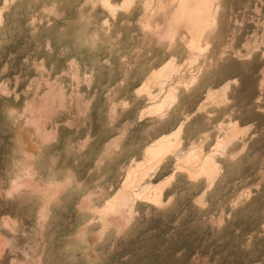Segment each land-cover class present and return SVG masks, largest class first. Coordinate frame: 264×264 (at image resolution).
I'll list each match as a JSON object with an SVG mask.
<instances>
[{"label":"rangeland","instance_id":"374dc122","mask_svg":"<svg viewBox=\"0 0 264 264\" xmlns=\"http://www.w3.org/2000/svg\"><path fill=\"white\" fill-rule=\"evenodd\" d=\"M124 1L108 0L107 7L101 0H0V90L4 93L0 97V189L29 178L50 195L47 230L43 227L36 234L31 227L39 211L37 200L43 196L38 193L23 197L12 212L1 213L0 221L9 218L7 223H15L18 237L31 236L30 242L17 237L18 248L43 264H145L147 259L151 264L152 258L155 264H168L173 257V264H264V0H218L214 26L201 25L199 52L190 55L183 42L171 41L168 35L167 0L160 2L161 7L153 2L146 12L144 0ZM219 30L221 38L213 40ZM169 60L178 73L177 82L171 78L168 84L179 85L176 104L170 101L161 109L172 115L171 125L161 129L154 110L148 111L145 104V92L156 93L158 87L147 85L146 78ZM219 65L226 70L220 81H230L229 88L219 106L203 104L208 88L220 89L221 83L209 85ZM193 91L196 95L189 96ZM181 120L185 126L178 136L180 148L192 141L199 144L202 139L197 135L207 137L210 130L215 136L203 142L216 152L215 159L221 156L213 150L220 138H215L210 125H233L237 131L236 142L227 143L209 188L178 185L171 216L160 220L137 212L128 217L119 214L115 227L105 214L99 216L101 204L93 215L86 212L96 198L119 191L128 172L147 166L145 146ZM173 182L162 181V186ZM101 223L104 230L96 228ZM134 226L137 230H130ZM32 232H42L44 238L35 239ZM6 239L0 227V264ZM172 240L179 243L175 246ZM40 243L46 248L42 253ZM20 250L12 253L13 258L20 256ZM8 258L5 264L12 257Z\"/></svg>","mask_w":264,"mask_h":264},{"label":"bare ground","instance_id":"6f19581e","mask_svg":"<svg viewBox=\"0 0 264 264\" xmlns=\"http://www.w3.org/2000/svg\"><path fill=\"white\" fill-rule=\"evenodd\" d=\"M126 1V0H125ZM124 1V2H125ZM133 0H130L129 2L131 3ZM161 1L163 0H144L143 1V12H146L147 9L149 8V5L152 4L153 2L156 4L157 7H161ZM233 1V0H232ZM5 2V1H4ZM7 2V0H6ZM220 2H223V1H220ZM2 3H3V0H2ZM8 3V2H7ZM101 3L105 6H109L108 4V0H101ZM127 3V2H126ZM125 3V4H126ZM6 4V3H5ZM124 4V5H125ZM217 4V5H216ZM9 5V4H8ZM167 5L168 7L170 8L169 10V13L167 14V16L165 17V21L164 23L167 25V32H168V35L171 36V41H176L178 43H182L183 47L185 48V50L188 52V54H192L194 51H198L199 52V48L197 46L198 44V40L201 36V28H202V24H206V26H214L215 24V21H216V18H215V15H216V11L218 9V0H167ZM11 6V5H10ZM18 6V4H17ZM2 7V6H1ZM111 7V6H110ZM109 7V8H110ZM141 7V6H140ZM112 8V7H111ZM121 8V7H120ZM9 9V8H8ZM7 9V10H8ZM103 9V8H102ZM116 9V8H115ZM104 10V9H103ZM108 10V9H107ZM114 10V9H113ZM4 11V10H3ZM9 11V10H8ZM163 11V10H162ZM6 12V11H5ZM11 12V11H9ZM200 13H203V15H201ZM1 8H0V21H1ZM111 14V13H110ZM6 18H7V15H5ZM196 19V20H195ZM3 21V19H2ZM126 23V22H125ZM49 24V23H48ZM107 25V24H106ZM238 25V24H237ZM131 26V25H130ZM166 29V28H165ZM42 32V31H40ZM203 32V31H202ZM166 34V33H165ZM210 34V33H209ZM167 35V34H166ZM165 35V36H166ZM118 37V36H117ZM167 37V36H166ZM210 37V36H209ZM169 37H167V40H168ZM221 38V31L219 30L215 36L213 37V40H216L218 41L219 39ZM152 39V38H150ZM161 39V38H160ZM166 38L164 37V39L162 40H165ZM187 39V43L184 42V40ZM145 40V39H144ZM153 40V39H152ZM156 40H159V39H156ZM33 41V40H32ZM147 41V40H146ZM155 41V39H154ZM153 41V42H154ZM28 42V41H27ZM159 42V41H158ZM167 42V41H166ZM161 43V42H160ZM168 43V42H167ZM163 44V43H162ZM166 44V43H164ZM163 44V45H164ZM5 45V44H4ZM158 45V44H157ZM161 45V44H160ZM158 45V46H160ZM200 45V44H199ZM6 46V45H5ZM19 46V45H18ZM137 46V45H136ZM166 46V45H165ZM181 46V45H180ZM47 47V46H46ZM147 48V47H146ZM46 49V48H45ZM162 49V48H161ZM165 51V50H164ZM171 52V51H170ZM30 55V54H29ZM169 55V54H168ZM5 56V55H4ZM11 57V55H10ZM165 57V56H164ZM172 57V56H171ZM125 59V58H124ZM22 61V60H21ZM28 61V60H27ZM1 62V61H0ZM4 64V63H3ZM21 64V63H20ZM22 65V64H21ZM26 65V63H25ZM5 66V65H4ZM6 67V66H5ZM157 67V66H156ZM1 68V67H0ZM37 68V67H36ZM5 69V68H4ZM15 71V70H14ZM38 72V71H37ZM199 72V71H198ZM226 70L224 68H222V65H219L215 68L214 72H213V75H219V78H213L211 75V78H212V82L209 83L210 87L214 86H218L220 83V89L217 90V91H213L211 90L210 88H208L206 90V94L205 96H203L205 102H203V104H209L210 106H219L220 103L223 102V99H224V94L226 92V90L229 88V83L230 81H220V76L222 78V74L225 73ZM177 73H178V68L177 66H175V64L173 63L172 60H169L168 62L166 63H163L161 64L160 66H158L157 68H155L154 71H152L149 76L146 78V84L149 85H155L158 87V89L156 90V93L153 92H150V91H146L145 94H146V101L147 103V108H148V111L150 110H154L153 113L156 114V122L158 124V126L163 129L165 127H167L169 124L171 125V121H172V115H171V118H170V115L168 114V112H163L161 111L162 108H164V106H167L169 104V102H173L174 101V104L175 101H177V99L175 98V86H178V85H175V86H171L172 84H168L169 80L172 78L174 82H177ZM207 73V72H206ZM2 75V74H1ZM194 75V74H193ZM172 76V77H171ZM12 77V76H11ZM37 77V76H36ZM146 77V76H145ZM49 78V77H48ZM193 78V77H192ZM197 79V78H196ZM47 80V79H46ZM172 81V80H171ZM234 81V80H233ZM235 82V81H234ZM26 83V82H25ZM179 83V82H178ZM49 84V83H48ZM233 84V82L231 83ZM25 85V84H24ZM29 85V84H28ZM40 85V84H39ZM78 85V84H77ZM146 85V86H147ZM14 86V85H13ZM27 86V85H26ZM47 86V85H46ZM56 86V85H55ZM142 88H143V85H141ZM145 86V87H146ZM198 86V85H197ZM40 87V86H38ZM49 87V85H48ZM58 87V86H57ZM156 87V88H157ZM2 88V87H1ZM25 88V87H24ZM52 88V87H51ZM149 88V87H148ZM47 89V88H46ZM56 89V88H55ZM144 89V88H143ZM141 89V90H143ZM146 89V88H145ZM151 90V88H149ZM178 89V87H177ZM185 89V88H184ZM202 89V88H201ZM218 89V88H217ZM3 90V89H2ZM25 90V89H24ZM148 90V89H147ZM180 90V89H179ZM19 91V90H18ZM37 91V90H36ZM48 91V90H47ZM52 91V90H51ZM61 91V90H60ZM155 91V90H154ZM182 91V90H181ZM5 92V91H4ZM57 92V91H56ZM139 92V91H137ZM186 92V91H185ZM200 92V91H199ZM50 93V91H49ZM60 93V92H59ZM155 93V94H154ZM178 93V92H177ZM188 92H186L187 94ZM201 93V92H200ZM9 93H7L8 95ZM62 94V93H61ZM179 94V93H178ZM185 94V93H184ZM18 95V94H17ZM43 95V94H42ZM55 95V92L54 94ZM60 95V94H59ZM196 95V92L193 91L192 93H190L189 96H194ZM3 96L4 97V93L0 90V97ZM11 96V95H10ZM22 96V95H21ZM21 96L19 98H21ZM27 96V95H26ZM37 96V95H36ZM9 97V95H8ZM7 97V98H8ZM64 97V96H63ZM80 97V96H79ZM177 97V96H176ZM12 98V97H10ZM14 98V97H13ZM16 98V97H15ZM14 98V100L16 101V99ZM34 98V97H33ZM42 98V97H40ZM47 98V97H46ZM176 99V100H175ZM24 100V99H23ZM38 100V99H37ZM143 101V99H142ZM14 102V101H12ZM179 102V101H178ZM10 103V102H9ZM32 103V102H31ZM123 103V102H122ZM183 103V102H182ZM37 104V103H36ZM201 104V103H200ZM224 104V103H223ZM125 105V103H124ZM25 106V105H24ZM69 106V105H68ZM169 106V105H168ZM167 106V107H168ZM166 107V109H167ZM174 107L176 106H173L172 109H174ZM57 108V107H56ZM75 108V107H74ZM165 109V108H164ZM169 109V108H168ZM37 110V109H36ZM146 110V109H145ZM175 110V109H174ZM47 111V110H46ZM79 111V110H78ZM151 111V112H152ZM178 111V110H177ZM176 111V112H177ZM187 111V110H186ZM195 111V110H194ZM173 112V111H172ZM85 113V112H84ZM150 113V112H149ZM175 113V112H174ZM147 114V113H146ZM152 114V113H151ZM172 114V113H171ZM183 114V113H182ZM179 113V115H182ZM193 114V113H192ZM231 114V113H230ZM60 115V114H59ZM68 115V114H67ZM80 115V114H79ZM191 115V113H190ZM61 116V115H60ZM66 116V115H65ZM154 116V114H153ZM152 116V117H153ZM178 116V115H176ZM19 117V116H18ZM43 117V116H42ZM62 117V116H61ZM175 117V116H174ZM181 117V116H180ZM190 117V116H188ZM192 117V116H191ZM179 118V117H178ZM177 118V119H178ZM186 118H187V115H186ZM186 118H183L184 121L186 120ZM27 119V118H26ZM149 119V118H148ZM175 119V118H174ZM182 119V118H181ZM182 119V120H183ZM49 120V118H48ZM140 120V119H139ZM182 120L180 121L181 123H179L177 125L176 128H171L169 131H166L167 134H164L166 132H162L163 135H158L160 136L158 138V140H154V142L152 143H148V146L146 147L145 146V149L144 150V154L145 156L147 157V160L150 161L149 164L145 167H142L140 170H134V171H131V172H128L126 175H125V179H124V182L122 184V186L120 187V190L117 191H114V195L112 196L111 194L112 193H107V196L106 197H98L96 198V202L94 203H90L89 206L87 208H89L88 212L90 215H93L95 212H97L98 210H96L95 207H98L100 206V204L102 205V208L101 210L98 212L99 213V216L101 217L100 213L102 214H105L106 216V219L108 223H110L111 225L115 226L116 225L114 224V220L116 218L117 215L119 214H124L125 216H130V215H133L134 212H137V214H140V215H152V216H155V217H158V219L160 220V218L162 217H166V216H171L170 214L172 213L173 211V208H174V204H171V201H176L174 200L173 196L176 192V188L178 185H185V186H188L189 188H194V187H205V188H209V186H211V183H212V179H214L216 177V174H217V163L218 164H221L223 161L220 159L221 157H224L226 152V145L227 143L230 144V143H233L235 141V138H236V134H237V131L235 129V127H233V125H230V126H224L223 124H216V125H210L212 122L209 121V125H210V128L212 131L211 132H215L216 133V137L215 138H220L219 140L216 139V145L214 147L213 150H216L218 151V153L221 155L219 157V159H215L214 157V152L212 153V150H209L210 148L209 147V144L205 143L204 145V140L206 138H211L212 136L214 137L215 135H212L210 133V130L209 132L208 131H201L202 133H205V132H208V136L205 137V136H200V135H197L200 137V139H202V141L199 143V144H195L194 143H190L189 144V147H185L183 146L182 148H180V143L178 142V136H179V133H180V130H181V127L183 128V126H185V124L183 125L182 123ZM66 121V120H65ZM86 121V120H85ZM89 121V120H88ZM174 121V120H173ZM183 121V122H184ZM214 121V120H213ZM153 121V123H156ZM187 122V120H186ZM51 123V122H50ZM66 123V122H65ZM72 123V122H71ZM78 123V122H77ZM90 123V121H89ZM151 123V122H150ZM185 123V122H184ZM226 123V122H225ZM67 124V123H66ZM156 124V125H157ZM79 125V124H78ZM109 125V123H108ZM151 125V124H150ZM169 125V126H170ZM183 125V126H182ZM23 126V125H22ZM203 126V125H202ZM53 127V126H52ZM189 127V126H188ZM204 127V126H203ZM15 128V127H14ZM111 128V127H110ZM170 128V127H169ZM207 128V127H206ZM157 129V128H156ZM186 129V128H185ZM148 130V129H147ZM76 131V130H75ZM116 132V131H115ZM159 132V131H158ZM200 132V133H201ZM35 133V132H33ZM146 134V133H145ZM206 134V133H205ZM214 134V133H213ZM33 135V134H32ZM38 135V134H37ZM49 135V134H48ZM104 135V134H103ZM38 137V136H37ZM155 137V136H154ZM157 137V135H156ZM189 137V136H188ZM151 138V137H150ZM88 139V138H87ZM199 139V138H198ZM41 140V139H40ZM90 141V140H89ZM43 142H44V139H43ZM151 142V141H150ZM198 142V141H197ZM236 142V141H235ZM40 143V142H39ZM84 143V142H83ZM82 143V144H83ZM215 143V142H214ZM49 144V143H48ZM88 144V143H87ZM112 144V143H111ZM203 144V146H202ZM84 146H85V143H84ZM232 146V145H231ZM85 148V147H84ZM106 148V147H105ZM78 149V148H77ZM108 149V148H107ZM232 150V149H231ZM116 151V150H115ZM208 151V152H207ZM247 151V150H246ZM106 152V151H105ZM143 152V151H142ZM225 152V153H224ZM78 153V152H77ZM216 153V152H215ZM224 153V154H223ZM102 154V153H101ZM224 156H223V155ZM143 155V154H142ZM216 155V154H215ZM218 155V154H217ZM229 156V155H228ZM112 157V156H111ZM144 158V157H143ZM217 158V157H216ZM146 159V158H145ZM58 160V159H56ZM134 160V159H133ZM51 161V160H50ZM100 161V160H99ZM146 162V161H145ZM142 163V164H145ZM164 164L162 165V170L159 171V165L161 163ZM137 164V162H136ZM135 164V165H136ZM147 164V163H146ZM51 165V164H50ZM133 165V164H132ZM128 166H131L130 164ZM137 166H139L137 164ZM158 167V168H157ZM127 168V167H126ZM138 168V167H136ZM157 168V170H156ZM119 169V168H118ZM129 170V169H128ZM91 171V170H90ZM124 171V170H123ZM166 171L169 172V176L167 178H164L162 180L161 177L164 176L166 174ZM88 173H91V172H88ZM124 174V173H123ZM30 175V174H29ZM31 176V175H30ZM224 176V175H223ZM65 178V177H64ZM86 178V177H85ZM118 178V177H117ZM29 178H27V180H22V181H17V182H12L13 184H11L9 186V188H3L2 190L0 189V214L1 213H4L5 211H8V212H12L14 210V207L16 206L17 203H21V201L24 199L23 197H27V196H35V194H43L42 197L38 198L36 196V199L38 198V204H39V211L37 212V215H36V218H35V221H34V218L32 221H34L33 225L31 226L33 229H34V232L36 231H41V229L43 227L46 226L47 221H46V217H47V212H48V203L50 201V195L49 193L47 192L48 190L45 189V188H39L37 186V184L35 185L32 180L30 181V179L28 180ZM32 179V178H31ZM121 179V178H120ZM158 179L160 180V182H157ZM169 179H172L174 182L173 183H169L170 184V187H166L164 188L162 185V181H169ZM216 179V178H215ZM119 181V179H118ZM156 181V183H154ZM201 182V183H200ZM47 183V182H46ZM119 182H117V185H118ZM199 184V185H198ZM204 186H202V185ZM201 185V186H200ZM52 186V185H51ZM61 186V184H60ZM116 185H114L115 187ZM165 186V185H164ZM217 186V185H216ZM44 187V186H43ZM119 187V186H118ZM117 187V188H118ZM56 188V187H55ZM186 188V187H185ZM184 189V187H183ZM59 190V189H58ZM97 190V189H96ZM199 190V189H198ZM192 191V190H191ZM206 190H204L205 192ZM100 192V191H99ZM108 192V191H107ZM116 192V193H115ZM224 193V192H223ZM250 193V192H249ZM37 194V195H38ZM105 194V193H104ZM55 195V193H54ZM101 195V194H100ZM237 195V194H236ZM39 196V195H38ZM89 196V195H88ZM87 196V197H88ZM103 196V195H101ZM110 196H112L111 198H109ZM182 196V195H181ZM55 197V196H53ZM200 197V196H199ZM89 199V198H88ZM87 199V200H88ZM106 199V200H105ZM200 199V198H199ZM198 200V199H197ZM192 201V200H191ZM196 201V200H195ZM194 201V202H195ZM87 202V201H86ZM201 203V201H199ZM80 203V202H79ZM196 203V202H195ZM198 203V201H197ZM99 204V205H97ZM188 204V203H187ZM20 205V204H19ZM82 205V203H81ZM197 205V204H196ZM85 206V205H84ZM198 206V205H197ZM240 206V205H239ZM80 207V206H79ZM191 207V206H190ZM83 208V207H82ZM197 208V207H196ZM78 209V207H77ZM85 209V208H84ZM79 210V209H78ZM81 210V209H80ZM87 210V209H86ZM194 210V209H193ZM199 210V209H198ZM201 210V209H200ZM79 212V211H78ZM229 212V211H228ZM123 215V216H124ZM5 216V215H4ZM122 217V215H119ZM124 216V217H125ZM137 216V215H136ZM142 216V217H143ZM184 216V215H183ZM187 216V215H186ZM190 216V215H189ZM96 217V216H95ZM118 217V216H117ZM134 217V216H133ZM180 217V216H179ZM4 218V217H3ZM26 218V217H24ZM102 218V217H101ZM120 218V217H119ZM146 218V217H145ZM186 218V217H185ZM93 219V218H92ZM7 220V219H5ZM9 220V218H8ZM7 220V222H8ZM27 220V219H26ZM30 220V219H29ZM100 220V219H99ZM117 220V219H116ZM125 220V218H124ZM145 220V219H144ZM152 220H155V219H152ZM163 220V219H162ZM189 220V219H188ZM126 221V220H125ZM151 221V220H150ZM6 221L4 220H1L0 221V227L2 228V233L4 234V236H6V241L3 242V245H4V248H3V252L6 254V255H3V258H4V261L2 262V264H5V262L8 261V257H12L10 260H9V264H43L42 261H38L37 260V263H35V261H33L32 259H29L28 258V253L25 252L24 248L22 250H20L18 248L19 245H17V242L19 240H17V237L18 235H16L18 232L17 230L15 229V226L14 224L12 223H7ZM31 224V221H29ZM104 222V221H103ZM119 222H121L119 220ZM128 222H130V220L127 221V225L129 224ZM133 222V221H132ZM183 222V221H182ZM188 222V221H187ZM92 223V222H91ZM139 223V222H138ZM146 223V222H145ZM181 223V222H180ZM199 223V222H198ZM120 224V228H121V223H118V226ZM125 224V223H124ZM161 224V223H160ZM167 224V223H166ZM18 225V224H17ZM126 225V224H125ZM130 225V224H129ZM20 226V225H19ZM123 226V225H122ZM132 226V225H131ZM142 226V225H141ZM163 226V225H162ZM161 226V227H162ZM166 226V225H164ZM196 226V225H195ZM47 227V226H46ZM45 227L44 230H47ZM49 227V226H48ZM47 227V228H48ZM72 227V226H71ZM107 227V226H105ZM170 227V226H169ZM184 227V226H183ZM188 227V226H187ZM194 227V226H193ZM97 229L100 228L101 230H104V224L101 223V225L97 226L96 227ZM96 228H90V231H93L95 230ZM109 228V226H108ZM127 228V227H126ZM29 229V228H28ZM39 229V230H38ZM70 229V228H69ZM110 229V228H109ZM118 229V228H117ZM125 229V228H124ZM132 229V231L134 230H137L136 226H134L133 228H130V230ZM180 229V228H179ZM191 229V228H190ZM200 229V228H199ZM36 230V231H35ZM43 230V229H42ZM174 230V229H173ZM19 231V230H18ZM24 231V230H22ZM31 231V230H30ZM33 231V230H32ZM39 231V232H40ZM106 231V230H105ZM119 231V230H118ZM121 231V229H120ZM154 232V229L152 230ZM164 231V230H163ZM177 231V230H176ZM32 232V233H34ZM39 232H36L39 233ZM43 232V231H42ZM41 232V233H42ZM149 232V231H147ZM159 232V231H158ZM179 232V231H178ZM26 233V232H25ZM28 233V232H27ZM26 233V234H27ZM40 233V235L43 237L44 233L43 232L42 234ZM105 233V232H104ZM125 233V232H124ZM165 233V232H164ZM167 233V232H166ZM172 233V232H171ZM189 233V231H188ZM187 233V234H188ZM195 233V232H194ZM22 234L21 232L19 233V235ZM25 234V235H26ZM134 234V233H133ZM161 234V233H160ZM176 234V233H175ZM239 234V233H238ZM23 235V238L24 236ZM32 235H35L32 234ZM40 235H35L33 236L35 239L37 236L40 237ZM150 235V234H148ZM168 235V234H166ZM192 235V233L190 234ZM22 236V235H21ZM26 236H30V235H26ZM25 236V237H26ZM20 237V236H19ZM18 237V238H19ZM38 237V239H40ZM41 237V238H42ZM54 237V236H53ZM109 237V236H108ZM116 237V236H115ZM122 237V236H121ZM167 237V236H166ZM171 237V236H170ZM234 237V236H233ZM21 238V237H20ZM31 238V236H30ZM28 238V239H30ZM44 238V237H43ZM42 238V239H43ZM52 238V237H51ZM188 238V237H187ZM22 239V238H21ZM26 239V238H25ZM25 239H22V240H25ZM26 239V240H28ZM37 239V240H38ZM41 239V240H42ZM170 240V238H169ZM175 241V239H173ZM172 240V241H173ZM180 240V239H179ZM178 240V241H179ZM184 240V239H183ZM189 240H191L189 238ZM207 240V239H206ZM17 241V242H16ZM21 241V240H20ZM31 241V240H30ZM28 240V242H30ZM33 241V240H32ZM148 241V240H147ZM157 241V240H156ZM173 241V242H174ZM177 241V240H176ZM175 241V242H176ZM24 242V241H23ZM34 242V241H33ZM36 242V241H35ZM41 242V241H40ZM43 242V241H42ZM158 242V241H157ZM171 242V241H169ZM174 242V243H175ZM184 242V241H183ZM188 242V241H187ZM20 244V242H18ZM26 244L27 241L25 242ZM37 243V242H36ZM36 243H33V244H36ZM155 243V242H154ZM179 243V242H177ZM175 243V246L176 244ZM194 243V241H193ZM32 244V245H33ZM41 244V243H40ZM105 244V243H104ZM116 244V243H115ZM148 244V243H146ZM151 244V243H150ZM149 244V245H150ZM158 244L161 245V243L158 242ZM184 244V243H182ZM190 244V243H188ZM22 245H25L22 243ZM31 245V244H29ZM31 245V246H32ZM41 245H43L41 247V253L43 252L44 250V243H42ZM113 245V244H112ZM124 245V244H123ZM126 245V244H125ZM143 245V244H142ZM141 245V246H142ZM154 247H155V244H153ZM164 245V243L162 244V246ZM166 245V244H165ZM167 245H171V244H167ZM173 245V243H172ZM171 245V247H172ZM181 245V244H179ZM137 246V245H136ZM140 246V245H139ZM146 246V245H145ZM152 246V245H151ZM150 246V248H151ZM174 246V247H175ZM185 246V245H184ZM183 246V247H184ZM189 246V245H188ZM195 246V244H194ZM218 246V245H216ZM24 247V246H23ZM129 247V246H128ZM144 247V245H143ZM157 247V246H156ZM155 247V248H156ZM164 247V246H163ZM162 247V248H163ZM168 247V246H166ZM225 247V246H224ZM20 248H21V245H20ZM110 248V247H108ZM124 248V247H123ZM131 248V247H130ZM133 248V247H132ZM149 248V247H148ZM158 248H159V245H158ZM173 248V247H172ZM6 249V250H5ZM34 251H35V248H33ZM161 249V248H159ZM167 249V248H166ZM174 249V248H173ZM172 249V250H173ZM17 250H20L19 253H20V258L17 256L13 258L12 256V253H15V251ZM46 250V248H45ZM111 250V249H110ZM129 250V249H128ZM143 250V249H142ZM165 250V248L163 249V251ZM172 250H171V253H172ZM235 250V249H234ZM27 251V250H26ZM32 251V250H31ZM105 251V250H103ZM116 251V250H114ZM123 251V250H122ZM160 251V250H159ZM166 251V250H165ZM2 252V253H3ZM106 252V251H105ZM169 251H167L168 253ZM263 252V250H262ZM34 253V252H33ZM36 253V252H35ZM39 254L40 257L42 254ZM118 253V252H117ZM149 253V252H148ZM166 253V252H164ZM166 253V254H167ZM187 253V252H186ZM237 253V252H236ZM105 254V253H104ZM110 254V253H109ZM140 254V253H139ZM152 254V252H151ZM158 254V253H157ZM165 254V255H166ZM193 254V253H192ZM229 254V253H228ZM153 255V254H152ZM159 255V254H158ZM163 255V254H162ZM169 255V253H168ZM161 256L162 258H164L163 260L167 263V256ZM31 256V255H29ZM33 256V255H32ZM104 256V255H103ZM106 256V255H105ZM123 256V255H122ZM127 256V255H126ZM131 256H133L131 254ZM130 256V257H131ZM150 256V255H149ZM154 256V255H153ZM152 256V257H153ZM160 256V255H159ZM158 256V257H159ZM171 256V255H169ZM168 258H172L169 257ZM173 256H176L173 254ZM178 256V255H177ZM38 257V255L36 256ZM129 257V258H130ZM134 257V256H133ZM136 257V256H135ZM134 257V258H135ZM157 257V256H156ZM160 257V259H161ZM180 257V256H178ZM121 258V257H120ZM132 258V257H131ZM133 258V259H134ZM137 258L139 259V257H136V260ZM144 258H149L148 256L147 257H144ZM143 258V259H144ZM177 258V257H176ZM17 259V260H15ZM71 259V258H70ZM117 259V258H116ZM132 259V260H133ZM154 258H152L153 260ZM159 260V258H157ZM174 259L175 261V258L173 257L172 259H169L171 260V264L175 263V262H172V260ZM182 259V258H181ZM40 260V258H39ZM119 260V259H118ZM124 260V259H123ZM128 260V259H127ZM126 260V261H127ZM135 260V259H134ZM133 260V261H134ZM148 260V263L150 264L149 262V259ZM146 260V262H147ZM150 260L152 263L153 261ZM155 261H157L156 259H154ZM162 260V259H161ZM160 260V261H161ZM224 260V259H223ZM131 261V259H130ZM142 261V260H140ZM144 261V260H143ZM159 261V262H160ZM252 261V260H251ZM114 262V261H113ZM145 262V264H146ZM163 262V261H162ZM161 262V263H162ZM120 263V262H119ZM118 263V264H119ZM125 263V261H124ZM121 262V264H124ZM128 263V261H127ZM133 263V262H132ZM131 263V264H132ZM135 263V261H134ZM136 263H139V262H136ZM143 263V262H142ZM151 263V264H152ZM158 263V262H157ZM168 263V264H169ZM116 264V263H114ZM129 264V263H128ZM141 264V263H139ZM155 264V263H153ZM160 264V263H159ZM165 264V263H164ZM180 264H183V263H180Z\"/></svg>","mask_w":264,"mask_h":264}]
</instances>
